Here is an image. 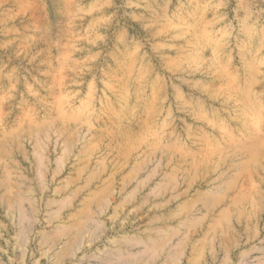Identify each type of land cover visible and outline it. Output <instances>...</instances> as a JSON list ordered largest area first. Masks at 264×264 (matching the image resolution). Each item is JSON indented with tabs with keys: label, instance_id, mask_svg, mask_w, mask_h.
<instances>
[{
	"label": "rangeland",
	"instance_id": "rangeland-1",
	"mask_svg": "<svg viewBox=\"0 0 264 264\" xmlns=\"http://www.w3.org/2000/svg\"><path fill=\"white\" fill-rule=\"evenodd\" d=\"M0 264H264V0H0Z\"/></svg>",
	"mask_w": 264,
	"mask_h": 264
}]
</instances>
